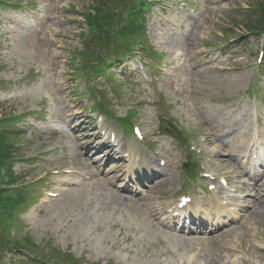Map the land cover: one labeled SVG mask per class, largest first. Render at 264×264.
Wrapping results in <instances>:
<instances>
[{"label": "rangeland", "instance_id": "rangeland-1", "mask_svg": "<svg viewBox=\"0 0 264 264\" xmlns=\"http://www.w3.org/2000/svg\"><path fill=\"white\" fill-rule=\"evenodd\" d=\"M11 1L26 4L31 11L0 9V111L27 114L34 122L36 133L29 129L14 142L26 152L37 149L39 161L33 162L34 168L19 161L15 169L30 173L29 177L46 178L31 183L36 191L44 188L38 201L35 198L32 208L22 214L17 232L28 231L39 245L51 242L52 248L71 252L84 264H264V215L255 209L231 231L220 234L224 242L217 246L212 238L207 248L202 246L206 242L200 244L166 230L150 213L156 207L165 210L163 203L179 188L176 165L185 158L173 131L160 128L161 120L189 131L188 146L205 172H227L236 182L230 184L236 194L249 191L242 182L245 176L234 180L238 170L224 166L221 157H216L220 141L207 144L205 139L214 134L211 126L230 148H243L249 139L262 142L261 133L258 137L247 134L254 115L247 110L253 104L246 91L261 85L263 89L253 97L264 99V75L259 74L258 59L263 40L261 35L249 34L243 22L247 17L243 9L252 1L152 3L147 10V34L150 45L163 50L155 70L140 68L137 58L128 57L122 65L111 67V74L90 82L82 69L79 76L73 70L84 61L76 56L82 49V33L89 30L77 12L90 11L95 0ZM99 45L102 51L105 45L102 41ZM100 56L112 58L113 53L104 50ZM125 67L122 79L118 74ZM91 87L93 94H89ZM104 96L111 101L110 110L120 117L124 108L131 107L137 114L134 124L143 132L142 141L129 134L126 146L131 154L120 163L123 169L129 170L131 163L143 170L148 168L147 161L166 162L161 167L165 179L143 194L145 198L126 199L121 192L119 196L113 189L121 185L116 181L115 163L102 167L101 175H96L90 163L95 156L91 154L87 160L81 141L77 143L82 131L74 132V128L81 120H70V114L77 109L90 114L92 98ZM260 111V129L264 130V106ZM94 122L98 125V118ZM120 130L118 138L125 140ZM222 157L226 161L225 153ZM95 163L101 165V161ZM67 170L72 172L62 173ZM259 180L264 182V175ZM127 201L133 203L129 206ZM9 257L12 259L7 251L5 261Z\"/></svg>", "mask_w": 264, "mask_h": 264}, {"label": "trees", "instance_id": "trees-1", "mask_svg": "<svg viewBox=\"0 0 264 264\" xmlns=\"http://www.w3.org/2000/svg\"><path fill=\"white\" fill-rule=\"evenodd\" d=\"M131 1L132 0L95 1L96 6L93 8L94 12H89L86 16L87 22L92 30L88 46L97 45L99 43V39L102 42H108L110 34L109 31H118V34L122 38V42L124 41L123 43L125 44L126 41L128 43H130L131 41H134L133 43H136L142 36H144V27H140V25H137L133 14V8L131 9V6H128ZM251 5H253L255 14L253 16L246 17L244 19L245 24L254 27H262L264 25V0H253V3ZM119 8H122V10L118 12ZM124 13H126L129 19L124 16ZM254 16L256 20H254ZM119 24L123 25L122 28L118 27ZM4 146L5 145H3L0 141V148L3 151ZM0 156V158H3L6 156V154L1 153Z\"/></svg>", "mask_w": 264, "mask_h": 264}, {"label": "bare ground", "instance_id": "bare-ground-1", "mask_svg": "<svg viewBox=\"0 0 264 264\" xmlns=\"http://www.w3.org/2000/svg\"><path fill=\"white\" fill-rule=\"evenodd\" d=\"M78 117H81V113L79 111H75V112H72L70 114V120H75ZM91 125H92V123H91L90 120L82 119L80 121V124L77 125L76 128H74L75 131H82L80 137L77 138V143H79L81 141V144H80L81 148H84V145H86V147H89V145H88L90 143L89 141L90 140L93 141V138L98 137V134L94 133L92 131V128H90ZM210 129L212 131H214V134H212L209 138H207L206 142L210 143V142H213V141H216V140H220L221 141L222 137H219L217 135V133L215 132V129L212 128L211 126H210ZM106 150H109V152H111V150H112L111 146L109 145L106 148ZM89 151H90V149H88L85 152L87 156L89 155ZM100 151H102V150H100ZM233 160L235 161V159H232V161ZM92 167H94V166L92 165ZM98 169H99V166H98ZM263 173H264V171H263ZM255 186H256L255 190L259 191L260 185H258L256 183ZM257 196H258V198H257V200L254 203V205H255L254 208H256V210L258 212H260V213H262L264 215V198L261 196V193H257ZM128 201H132V200H128ZM128 201L126 202V204H128L130 206L133 202H128ZM136 201H138V200H136ZM219 237H220V235H216L213 238L214 239L213 242L217 243V246L219 245V243L224 242V240H220Z\"/></svg>", "mask_w": 264, "mask_h": 264}]
</instances>
